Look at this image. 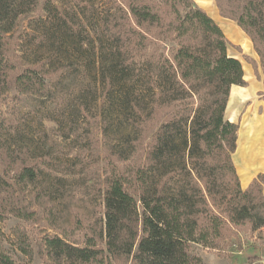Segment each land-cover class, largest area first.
<instances>
[{"label": "trees", "instance_id": "16d2710c", "mask_svg": "<svg viewBox=\"0 0 264 264\" xmlns=\"http://www.w3.org/2000/svg\"><path fill=\"white\" fill-rule=\"evenodd\" d=\"M105 1L77 0L71 11L45 2V16L31 21L33 32H15L25 60L18 70L5 39L38 0H0V95L14 89L44 96L62 73L86 66L90 54L96 93L102 90L113 113L103 116L105 138L114 133V118L119 122L96 220L87 226L77 215L72 232L45 236L47 264H202L192 245L217 249L230 226L264 228V176L241 187L232 158L239 125L225 116L232 87L247 84L242 63L228 54L223 30L193 0ZM216 1L252 38L264 66V0ZM89 7L97 15L87 13ZM51 37L67 54L59 55V67L37 56L36 48ZM84 92L81 106H88ZM140 151V165H118ZM41 174L38 165L25 164L13 179L30 185ZM10 186L0 171V195ZM86 229L78 243L73 235ZM4 239L0 225V264H25ZM17 246L32 256L26 245Z\"/></svg>", "mask_w": 264, "mask_h": 264}, {"label": "rangeland", "instance_id": "374dc122", "mask_svg": "<svg viewBox=\"0 0 264 264\" xmlns=\"http://www.w3.org/2000/svg\"><path fill=\"white\" fill-rule=\"evenodd\" d=\"M49 1L63 11L77 8V0H38L31 13L19 18L14 34H9L5 39L8 55L19 67L18 70L23 69L21 63H25V60L21 57L24 56L23 52L16 46L15 32H33L29 28L31 21L45 16L43 5ZM110 1L105 2L112 6ZM193 2L221 29L226 22H234L249 38L256 58L243 55L242 46L233 44L224 33L228 46L242 56V61L239 60L242 66L246 67V71L250 69L252 81L258 80L263 85L259 92L245 91L249 94L243 106H264V66L252 38L236 20L222 15L216 0ZM89 8L87 13L97 15L96 8ZM35 25L32 24L33 27ZM24 45H27L25 40ZM36 49L38 58L50 61L55 67L62 66L64 58H59V55L66 54V51L58 49L52 37ZM87 56L86 66L77 64L62 73L50 83L48 93L44 96L22 95L14 89L0 95V143L4 146L0 149V171L11 184L9 190L0 195V225L5 234V247L21 263L47 264L49 260L42 245L45 236L62 234L67 230L72 232L77 215L84 219L87 226L97 218L105 184L103 171L107 169L106 158L120 133L116 118L114 133L105 138L102 132L103 116L112 113V110L111 107L109 109V101L103 103L102 90L96 93L99 87L95 83L96 70L93 58L90 54ZM18 70L12 76L18 74ZM244 87L247 89L248 85ZM84 90L82 103L88 106H81L80 98ZM230 106H233V100ZM86 108H91L90 113L85 112ZM4 148H8L9 153ZM143 159L144 154L140 151L126 164L118 165L121 168L138 166ZM25 164L38 165L42 174L34 184L19 186L13 176ZM233 187L234 183L231 185ZM229 228L231 233L225 240L219 241L217 249L194 244L191 254L199 257L202 264H249L251 258L264 254V228L256 231L250 225ZM88 230L78 232L73 238L82 243L83 235ZM17 244L26 245L32 256L21 253ZM108 264L132 263L113 260Z\"/></svg>", "mask_w": 264, "mask_h": 264}, {"label": "crops", "instance_id": "0c3cea01", "mask_svg": "<svg viewBox=\"0 0 264 264\" xmlns=\"http://www.w3.org/2000/svg\"><path fill=\"white\" fill-rule=\"evenodd\" d=\"M222 29L229 41L242 46L243 55L255 57L251 41L234 22H226ZM228 54L242 61V56L235 53L230 46H228ZM243 68L248 87L247 89L241 86L232 87L225 116L228 121L239 125L237 147L232 158L241 187L247 189L255 178L259 175L264 176V106H243L249 94L245 91L253 93L263 89L262 83L258 80L252 81L250 69L246 71V67ZM232 100L233 106H230ZM259 258L261 260L256 264H264V254Z\"/></svg>", "mask_w": 264, "mask_h": 264}]
</instances>
